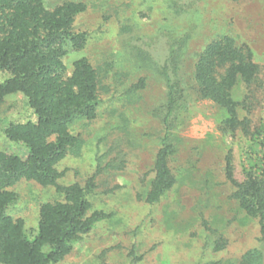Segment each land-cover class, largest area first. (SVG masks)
Instances as JSON below:
<instances>
[{"label":"rangeland","instance_id":"obj_1","mask_svg":"<svg viewBox=\"0 0 264 264\" xmlns=\"http://www.w3.org/2000/svg\"><path fill=\"white\" fill-rule=\"evenodd\" d=\"M43 1L52 9L69 0ZM71 1L85 4L73 29L85 32L87 40L64 57L67 74L74 60L86 58L97 73L99 104L93 116L70 121L78 146L56 163L63 172L57 183L91 181L90 211L106 216L52 264H238L252 249L264 264L262 222L232 197L264 135V0ZM224 34L258 65L250 83L239 81L233 89L239 105L232 129L223 109L197 98L192 77L197 53ZM170 38L184 41L177 73L188 108L179 114L175 152L168 159L175 182L158 201H147L164 133L166 83L158 65ZM7 75L0 71V81ZM27 119L34 115L25 96L6 95L0 150L25 154L4 128ZM228 163L234 181L226 174ZM10 189L17 197L8 211L23 219L30 237L37 232L41 205L63 200L54 185L33 180L21 179Z\"/></svg>","mask_w":264,"mask_h":264},{"label":"trees","instance_id":"obj_2","mask_svg":"<svg viewBox=\"0 0 264 264\" xmlns=\"http://www.w3.org/2000/svg\"><path fill=\"white\" fill-rule=\"evenodd\" d=\"M84 9V3L71 0L52 9L43 0H0V71L8 73L0 81V105L6 95L20 92L34 115V119L9 121L4 128L5 136L21 144L25 154L0 150V264L55 263L69 251L72 242L106 216L101 210L90 211L87 195L91 181L85 186L78 182L58 184L63 172L55 167L78 146V138L68 129L70 121L93 116L99 104L97 73L89 61L84 57L74 60L69 75L64 62L70 49L82 48L87 40L85 32L73 29L75 16ZM170 41L158 65L166 83L160 113L164 133L147 201H158L175 182L168 159L175 152L172 138L179 114L188 108L186 87L177 73L184 41ZM257 71L258 65L249 53L230 35H221L196 55L192 77L197 98L209 99L223 109L225 122L232 129L239 105L233 89L239 81L250 83ZM257 144V157L250 158L253 163L245 168V178L236 184L232 197L247 214L258 216L264 227V135ZM226 174L234 181L229 163ZM21 179L54 185L63 196V200L41 205L33 237L28 235L23 219L8 211L17 197L10 187ZM260 259V252L252 249L240 257L238 264H261Z\"/></svg>","mask_w":264,"mask_h":264}]
</instances>
